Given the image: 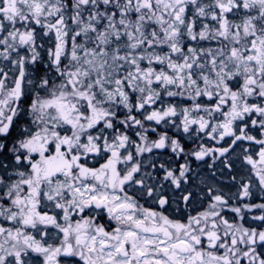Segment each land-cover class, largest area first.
<instances>
[{
    "label": "snow or ice",
    "instance_id": "6c2138e0",
    "mask_svg": "<svg viewBox=\"0 0 264 264\" xmlns=\"http://www.w3.org/2000/svg\"><path fill=\"white\" fill-rule=\"evenodd\" d=\"M0 58L12 66L0 67V264H264V228L242 223L244 209L264 204L230 207L241 221L230 222L231 197L209 186L204 210L176 218L160 189H180L188 164L137 159L185 153L167 132L150 141L145 122L184 133L196 125L213 140L232 138L201 145L190 153L197 160L224 157L238 141L259 145L258 158L244 149L243 161L264 191V0H0ZM162 94L192 104L164 106ZM250 188L242 182L239 197ZM145 196L158 208L141 204ZM191 199L180 197L185 207ZM49 228L58 244L46 242Z\"/></svg>",
    "mask_w": 264,
    "mask_h": 264
},
{
    "label": "flooded vegetation",
    "instance_id": "af4514ba",
    "mask_svg": "<svg viewBox=\"0 0 264 264\" xmlns=\"http://www.w3.org/2000/svg\"><path fill=\"white\" fill-rule=\"evenodd\" d=\"M47 38L45 39H38V43L44 44V48L40 49L41 56L44 60V62H47V54H46V49L50 47L51 45L46 42ZM1 67V66H0ZM41 69H43V64L40 65ZM135 95L132 96V100L134 101L135 99L133 98ZM153 107V106H152ZM122 110V109H121ZM125 112H118L119 118L123 119L124 118ZM138 117L139 113H135ZM21 121H17V124L19 125ZM167 127L164 128V132H167L168 136L171 138V136H177L178 134L175 132H171V123L169 122L166 124ZM100 127H103L101 124ZM122 130V127L117 125ZM111 131V130H109ZM249 131L251 132L250 126L248 128V133ZM173 135H172V134ZM129 136L133 140H137V137L134 135L133 130H129L128 132ZM198 134H191L193 138L191 139H184V138H175L179 139L181 144L183 145L185 149V153L177 157L175 154L171 153L170 149H154L152 153H144L142 156L137 157L138 160L142 161L143 164L146 166L150 162H154L157 165L164 163L167 167L170 168H178L180 164L187 163L189 166L190 171L187 173L188 180L186 183H182L180 189H175L174 186H172L168 182H163V187L160 189L161 193L166 195L169 198V205L167 206V211L166 214H175L176 218H179L181 214L184 216H187L188 214L195 215L197 212L204 210L207 205H208V199L206 197V192L207 188L203 185V182L200 179L199 176L197 178L194 177L193 173L194 172H200L203 169H206L209 171L211 176L214 178V184L211 185V187H214L218 189L220 192L225 194L226 198L231 197L228 199V208H225L223 210V215L225 218L229 219L230 222H241L237 215L229 210L230 207H240L243 204H248V205H259V203L264 204V194L260 188V195L259 197H253V189L252 185L250 188L251 195L248 197L240 198L239 197V192H240V186L242 182H248L249 180L251 181V178L249 176H237L235 173L234 166L232 165L231 169L223 165L222 168L218 169L219 167L217 166L218 163L216 161L218 160L217 153H214V155L217 157L214 161L211 159H202V160H197L195 159L194 156L190 155L192 151L199 150V147L201 146V141L196 138ZM204 137V136H203ZM157 138L149 139L150 141L156 140ZM231 137H225L224 140H219L217 138L216 140H212V145H215L216 148H222L228 146L229 141H231ZM259 139V138H258ZM203 143V141H202ZM231 143V142H230ZM237 143H243L244 144V149H248L250 151V147L252 146L253 142L249 141H238ZM234 146V145H233ZM131 151L134 152V149H130ZM230 152V150H229ZM247 154H250L248 152ZM245 155V152H244ZM205 160H208L207 164H203ZM229 163H232L231 159L227 158ZM96 161H99L100 163L103 162V160H100L98 157H89V164L92 166H98V163ZM123 167V165H121ZM247 167L250 169L251 166L247 164ZM143 171H153L149 167H142V172ZM163 171L157 169L156 171L153 172V175L157 177H162L163 176ZM235 177V180L232 178ZM252 184V183H251ZM223 185V186H222ZM230 187V188H229ZM237 189H236V188ZM233 188V189H231ZM235 190V191H234ZM186 192H191L192 193V199L189 202L188 206L185 207L184 203L180 200V197L182 194H186ZM139 198V197H138ZM140 203L144 204L145 207H154L158 208V205H156L152 200H149L146 196L144 198L140 199ZM177 208H179V212H177ZM256 210L257 212H255ZM93 215H96V213H92ZM264 215V209H260L259 207H251L249 209H244L243 210V221L242 223L244 224L245 227H257V228H264V222L254 220L253 217ZM257 221V222H255ZM100 223H109L106 214H103V218L99 220ZM5 226H8L7 224ZM43 230V229H42ZM52 230L54 232L53 235L49 236L46 238L47 243H55L58 244L59 240H54L52 237L55 235L56 230L54 228H49L48 231ZM29 231H33L29 229ZM33 234L36 235L37 239H40V236L33 231ZM35 256V254H33ZM60 259V264H82V262L79 261V258H72V257H61ZM33 261V262H32ZM35 262V263H34ZM30 264H42V258L40 260L32 259L30 261Z\"/></svg>",
    "mask_w": 264,
    "mask_h": 264
},
{
    "label": "rangeland",
    "instance_id": "374dc122",
    "mask_svg": "<svg viewBox=\"0 0 264 264\" xmlns=\"http://www.w3.org/2000/svg\"><path fill=\"white\" fill-rule=\"evenodd\" d=\"M205 46H207V44H205ZM22 54H24V53H22ZM13 58H15V55H13ZM0 66L4 67L5 71H8L12 67L10 63H8L7 61H4L2 58H0ZM133 98L135 99V97H133ZM162 101H163L164 106H167L169 103H174V104H177L178 108L179 107H190L191 104H192V101L189 100L187 97H166V96H163V94H162ZM133 102H135V100ZM200 102L204 103V104H208V103H214L215 101H211L210 102V101H208L207 97H204V98L201 99ZM160 106L161 105H160L159 102L157 103V105H154L151 108H148L146 106V111H144V114H147L148 111H151L153 108H158ZM119 111L120 112H125L126 110H124V109L121 110L120 109ZM138 117H139L138 119H143V116L140 115V114H138ZM253 118H257V117H255V115H253ZM172 119L175 120V122L177 124L180 123V117H175V118H172ZM168 123L162 122L160 124H156L154 121L153 122H145L144 123V127L149 129V131L147 132L148 138L149 139H153V138H157L158 139L159 134L165 133L164 132V128L167 127L166 124H168ZM249 126H250V129H251V132L249 131V134L250 135H254L257 138H261L259 129L252 128L251 124H250V120H249ZM153 128L155 129V131H151V129H153ZM171 129H172V131H171L172 133L175 132V133L178 134L177 136L176 135L175 136H171V138L191 139V138H193L191 136V134L194 133V134H198L196 136L197 139L203 141V143H202V141L200 142L201 145H203L206 148H216L215 145H212V140L213 139L209 138L203 132H199V133L197 132V126L196 125H193L191 127L189 133H184L182 128L177 129L175 126H173L172 123H171ZM139 130H140L139 128L135 129V131H139ZM121 131H124V129L122 128ZM109 132H111V131H109ZM230 142L231 141H229L228 145L230 144ZM226 147H228V146H226ZM259 148H260L259 145H256L255 143H252V146L250 147V151H248V152H250V155H252L254 157V159L258 158L256 156V153H258ZM213 155L214 154L209 155V156H205L204 158L205 159H209V160L211 159L212 161H214L213 160ZM217 156L219 157L218 153H217ZM243 156H244V144L243 143L242 144L241 143H236L234 146H232V148H230V152L226 153L224 157H219L218 158V160L216 161V163H218V165H217L219 167L218 169L223 167L225 159H227V158L231 159L232 163H230V164L234 166L235 173L237 174V176H242V177L249 176V178H251V183H252L251 185H252V189L254 191L253 197H257L258 198L259 195H260V193H259L260 188H259L258 179L255 177L252 169L251 168L249 169L247 167L246 162L243 161ZM207 163H208V160H205V162L203 164L205 165ZM193 175H194L195 178H197V176H199L200 177L199 180H201L203 182V185L206 186V187L211 186L212 184H214V178L211 176L209 171L206 170V169L202 168V170L200 172H194ZM231 189H233V188H231ZM262 193L264 194V192H262ZM259 204H262V203H259ZM254 211L257 212L256 210H254ZM255 222H257V221H255ZM49 233H50L49 236L54 234V232L52 230H50Z\"/></svg>",
    "mask_w": 264,
    "mask_h": 264
},
{
    "label": "trees",
    "instance_id": "16d2710c",
    "mask_svg": "<svg viewBox=\"0 0 264 264\" xmlns=\"http://www.w3.org/2000/svg\"><path fill=\"white\" fill-rule=\"evenodd\" d=\"M205 2H206V0H205ZM46 42H48V41H46ZM166 50V49H165Z\"/></svg>",
    "mask_w": 264,
    "mask_h": 264
}]
</instances>
